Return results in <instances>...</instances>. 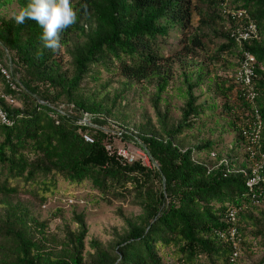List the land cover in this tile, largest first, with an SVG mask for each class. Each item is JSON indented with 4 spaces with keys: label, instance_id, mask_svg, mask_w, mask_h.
<instances>
[{
    "label": "trees",
    "instance_id": "obj_1",
    "mask_svg": "<svg viewBox=\"0 0 264 264\" xmlns=\"http://www.w3.org/2000/svg\"><path fill=\"white\" fill-rule=\"evenodd\" d=\"M27 2L0 0V60L7 54L21 84L10 90L0 76L18 101L0 98L12 121L0 123V264H240L254 246L263 251L255 264H264V184L251 191L245 184L252 162L240 126L252 105L239 96L230 102L248 51L264 153V0H227L256 25L258 38L242 42L230 36L236 19L216 2L71 0L77 22L60 34L56 52L42 46L35 21L12 20ZM137 86L152 88L154 117L134 121L128 113ZM175 95L177 118L168 108ZM217 96L230 117L218 137L213 127L200 136L217 120ZM223 133L232 134L229 147ZM119 145L142 150L148 163L127 149L129 161ZM56 197L139 212L118 208L121 227L107 240L89 238L84 212L72 210L66 221L61 207L46 218L32 210ZM53 219L64 226L52 229Z\"/></svg>",
    "mask_w": 264,
    "mask_h": 264
},
{
    "label": "built area",
    "instance_id": "obj_2",
    "mask_svg": "<svg viewBox=\"0 0 264 264\" xmlns=\"http://www.w3.org/2000/svg\"><path fill=\"white\" fill-rule=\"evenodd\" d=\"M214 1L219 2L220 13H222V15L226 19L228 16L232 19H236L235 27L230 28V36L234 38L235 41L242 42L244 40L258 38L256 25L253 23V21H250L245 9L229 5L227 0ZM5 55L7 56V54ZM242 56L243 58L238 60L233 79L237 84L234 90L235 96H239L240 99L252 105L251 110L243 111V113H241L240 115V126L241 133L244 137L245 152L250 153L249 160L250 162H252L250 171L248 173L245 172V175L247 177L245 184L248 187L249 191H251L255 185L259 183L264 184V153H260L259 150H257L259 147V133L261 130L262 122L260 119L259 112L255 107V98L257 95L253 83V78L255 76V57L248 51H244L242 53ZM0 76L4 79L10 90L19 91L21 84L17 74H14L12 71V65L8 57L3 61L0 60ZM0 98L4 99V101L9 105H18V101L15 99V97H13L11 94L6 93L3 90L1 83ZM232 99L235 100V97ZM83 121H87V119L84 117ZM0 123L3 125H11L12 123L11 119L7 115L6 111L2 108L1 104ZM84 139L91 141V139L87 135H84ZM118 153H120L124 157H127L129 161L132 160L133 156L128 152L122 150L120 151L118 149ZM256 154H258L257 158H255ZM141 156L142 159H145L148 163V157L146 153L143 152ZM254 202L256 204H259L258 199H256ZM235 217L236 209L234 207L229 208L227 210V219L229 220V222L233 223L235 221ZM230 237H235L234 228H231L230 230ZM237 245L238 241L233 239V246L235 250H237ZM238 254L239 253L235 251L233 256L236 257L238 256Z\"/></svg>",
    "mask_w": 264,
    "mask_h": 264
},
{
    "label": "rangeland",
    "instance_id": "obj_3",
    "mask_svg": "<svg viewBox=\"0 0 264 264\" xmlns=\"http://www.w3.org/2000/svg\"><path fill=\"white\" fill-rule=\"evenodd\" d=\"M196 2V0H194ZM13 6L12 8H14ZM13 10V9H12ZM197 16L194 17V22L196 21ZM195 24V23H194ZM173 39V38H172ZM175 41V39H173ZM200 60H203L205 58V54L203 52H200V55H198ZM7 56L5 55L3 60L6 59ZM196 59V58H195ZM209 66V65H208ZM210 68V67H209ZM211 69V68H210ZM134 92V93H133ZM147 93H152V88L148 87L147 90H140V87L137 86L135 91H132L129 93V97L134 96L135 100L129 104L128 107V113L131 115L132 119L134 121H140L142 118L143 113L149 114L151 117H154L153 110L150 108V105L148 103V97L146 96ZM213 97V94L210 93ZM235 97V94L231 93V100L230 102L233 103V101L237 102V100H234L232 98ZM216 101H218L219 107L216 109L215 115L217 116V120L215 119V122L208 121L207 126L199 132L200 136H206L207 133H210L208 130L210 128H215L216 130H213L212 136L218 137L219 133L222 131V126L225 125L226 121L229 119V113L227 110H225L221 104L224 99L221 96H217ZM229 102V103H230ZM236 103V104H237ZM181 105V99L178 98L177 95L172 96L168 103L169 113L173 118H177L179 115V111L177 108ZM224 122V123H223ZM197 130H194L193 133H196ZM223 143L221 144L222 147H229L231 140H232V134L223 133ZM193 136H189V139ZM118 149L121 151H126L129 149L133 154L140 153L142 155L143 151L140 149H136L133 146H128L126 148L122 147V145H119ZM146 163L147 161L143 159ZM70 200V201H69ZM61 200L56 198H52L48 201L47 204L43 206H32V210L39 214L41 218H46L50 215L51 211L57 207H61L63 209V217L66 221L70 220V214L72 210H75L77 212H84L86 221L89 225V238L96 237L101 240H107L109 237V232L111 231L112 227H121V219L116 216L115 211L120 208L122 209L123 213L129 214V213H138L139 208L136 206H129L125 204L115 203L114 205L107 206L105 204H88L84 202L83 200H77V201H71V199L66 198V202H60ZM53 224H51L52 229L55 227V224H59L61 226H64L65 222L60 219H53ZM73 226V225H71ZM88 238V239H89ZM263 255V251L254 246L252 249H246L242 253V257L239 261L240 264H255ZM168 264H174V262H168Z\"/></svg>",
    "mask_w": 264,
    "mask_h": 264
},
{
    "label": "clouds",
    "instance_id": "obj_4",
    "mask_svg": "<svg viewBox=\"0 0 264 264\" xmlns=\"http://www.w3.org/2000/svg\"><path fill=\"white\" fill-rule=\"evenodd\" d=\"M207 1L219 4L218 1ZM12 20L16 24L35 21L42 29L39 37L42 46L56 52L61 47L60 34L77 22V13L71 0H28L14 13Z\"/></svg>",
    "mask_w": 264,
    "mask_h": 264
},
{
    "label": "crops",
    "instance_id": "obj_5",
    "mask_svg": "<svg viewBox=\"0 0 264 264\" xmlns=\"http://www.w3.org/2000/svg\"><path fill=\"white\" fill-rule=\"evenodd\" d=\"M232 94H235L234 90L232 91ZM237 99V97L235 96V100Z\"/></svg>",
    "mask_w": 264,
    "mask_h": 264
}]
</instances>
